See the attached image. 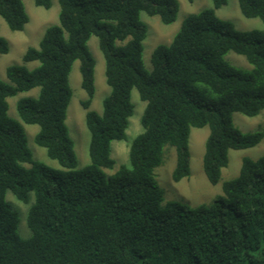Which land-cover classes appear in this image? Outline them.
<instances>
[{"label": "trees", "instance_id": "1", "mask_svg": "<svg viewBox=\"0 0 264 264\" xmlns=\"http://www.w3.org/2000/svg\"><path fill=\"white\" fill-rule=\"evenodd\" d=\"M212 2L184 20L170 45L154 50L149 72L143 62L148 26L141 14L170 25L178 0H59V23L46 30L38 48L27 49L22 64L7 68L8 83L0 79V264H264V157L244 158L239 176L223 183L225 196L197 209L164 204L155 177L167 147L177 154L173 180L190 176L193 128L209 127L203 169L214 186L230 151L254 148L264 137L233 123L234 113L253 118L264 111V30H237L216 14L228 0ZM238 3L245 18L264 23V0ZM0 17L13 32L30 20L23 0H0ZM93 36L110 88L102 114L91 110ZM9 50L0 36V55ZM229 52L245 57L253 73L230 65ZM77 61L91 138V163L83 169L66 124ZM34 89L37 96L18 101V116L39 126L36 144L61 169L34 160L23 124L9 115L8 99ZM134 89L146 103L143 132L130 147L129 163L110 175L116 165L112 145L126 140L134 114ZM8 192L23 204L35 194L27 218L30 239L17 232L19 213L7 202Z\"/></svg>", "mask_w": 264, "mask_h": 264}, {"label": "rangeland", "instance_id": "2", "mask_svg": "<svg viewBox=\"0 0 264 264\" xmlns=\"http://www.w3.org/2000/svg\"><path fill=\"white\" fill-rule=\"evenodd\" d=\"M50 9L39 8L34 0H23L29 23L21 32H13L7 23L0 17V36L9 42L10 50L6 55H0V79L9 82L6 76L8 67L22 64V59L28 48H38L46 30L59 23L60 4L59 0H51ZM180 10L177 19L170 25H164L159 17H151L146 13L141 14V19L148 26L147 38L144 41L143 62L145 69L152 71L151 57L154 50L159 45H170L174 36L180 30L184 20L192 14H198L202 10L213 7L212 0H194L192 3L187 0H178ZM217 16L226 21L232 22L239 31L264 30V23L260 19L245 18L239 7L238 0H228L227 5L216 11ZM91 53L93 54L95 66V86L96 93L91 105V110L102 114L103 101L110 94V88L106 82L105 59L99 49L97 37L93 36L88 42ZM226 61L233 67L246 72L253 73V66L249 64L245 57L229 52L225 56ZM37 63L27 64L34 68ZM80 62L73 65L69 84L72 90V99L68 107L66 124L71 139L74 142L75 153L78 160V169H83L91 163L89 147L90 133L86 127V111L82 108L81 102L87 99V93L81 87ZM38 89L30 92L19 93L13 98H9V115L19 120L26 132L28 147L36 161L42 162L52 168L61 169L57 161L48 157L47 151L39 147L35 138L40 128L37 125H28L22 122L17 113V103L25 97L37 96ZM132 102L135 106L134 114L130 119L127 129V138L123 141H115L112 145V157L116 161L115 168L107 171L108 174H115L123 165L129 163V151L133 141L143 132L141 118L143 116L146 103L140 99L136 89L132 92ZM233 123L243 133L261 132L264 134V111L258 116L250 118L240 113L233 114ZM209 127L201 129L193 128L190 135L191 153V173L188 178L176 183L173 180V172L176 167L177 154L173 147H167L165 158L160 167L155 170V177L164 192V204L178 202L192 209L201 206H211L220 196H225L222 190L224 182L237 178L240 174L242 161L244 158L258 160L264 157V137L254 148L238 151H230L229 164L223 170L221 181L218 185H212L208 181L203 169V157L205 144L209 136ZM7 202L19 213V224L17 232L19 236L27 240L32 237V232L28 227L27 218L31 206L35 202V194L31 193L29 204L18 201L11 192L7 193Z\"/></svg>", "mask_w": 264, "mask_h": 264}]
</instances>
